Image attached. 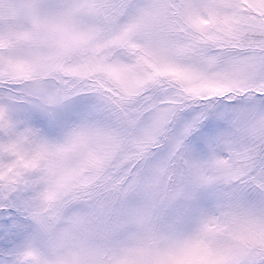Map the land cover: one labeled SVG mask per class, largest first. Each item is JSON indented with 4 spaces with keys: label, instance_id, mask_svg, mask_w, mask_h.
<instances>
[{
    "label": "snow or ice",
    "instance_id": "snow-or-ice-1",
    "mask_svg": "<svg viewBox=\"0 0 264 264\" xmlns=\"http://www.w3.org/2000/svg\"><path fill=\"white\" fill-rule=\"evenodd\" d=\"M0 264H264V0H0Z\"/></svg>",
    "mask_w": 264,
    "mask_h": 264
}]
</instances>
